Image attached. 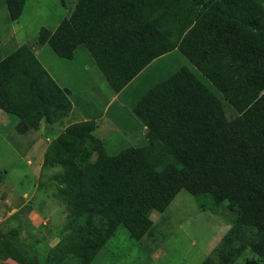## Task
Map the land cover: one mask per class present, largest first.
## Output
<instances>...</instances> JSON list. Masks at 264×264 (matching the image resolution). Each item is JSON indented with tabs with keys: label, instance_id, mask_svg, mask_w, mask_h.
Returning <instances> with one entry per match:
<instances>
[{
	"label": "trees",
	"instance_id": "trees-1",
	"mask_svg": "<svg viewBox=\"0 0 264 264\" xmlns=\"http://www.w3.org/2000/svg\"><path fill=\"white\" fill-rule=\"evenodd\" d=\"M10 3L8 17L16 20L22 0ZM36 41L61 60L82 46L113 93L130 88V112L145 128L142 146L112 156L89 121L68 125L48 144L41 167L59 168L52 182L68 212L69 232L55 246L63 242L60 259L68 254V264H86L96 233L108 238L123 228L140 239L180 190L208 195L230 225L202 264L225 254L219 264H230L245 248L264 257L261 0H77L53 31L40 28ZM174 50L208 84L180 67L139 90L150 74L140 77L143 70ZM70 108L27 46L0 60L6 115L35 127L40 119L58 122ZM171 163L176 171L163 174ZM15 260L34 264L17 251Z\"/></svg>",
	"mask_w": 264,
	"mask_h": 264
},
{
	"label": "rangeland",
	"instance_id": "rangeland-1",
	"mask_svg": "<svg viewBox=\"0 0 264 264\" xmlns=\"http://www.w3.org/2000/svg\"><path fill=\"white\" fill-rule=\"evenodd\" d=\"M9 1L0 0V60L24 44L40 65L50 71L58 85L63 86L58 87L74 108L73 114L69 116L70 108L58 122L48 124L40 119L35 127L29 123L20 124L0 109V264H17L16 251L34 264H58L60 261V264H68V254L62 259L58 256L63 242L59 249L55 248L69 232L67 209L56 198L52 182V175L59 168L41 167L48 144L75 121H89L93 128L91 135L102 143L104 153L112 156L124 148L142 146L145 128L140 132H122L129 117L137 121L130 112V98L126 97L130 88L104 108V101L112 92L82 46L74 50L70 60H61L47 45L37 43L38 30L53 31L70 15L77 0H63L62 3L59 0H22L16 20L9 19L6 5L12 7L11 1L17 5L21 0ZM261 1L264 8V0ZM180 67L195 72L208 84L174 50L156 58L143 70L140 77L150 74L139 84V90L148 89L151 81H158ZM138 82L133 81L131 86ZM16 125L20 126L19 131ZM175 171L171 163L162 173L172 175ZM151 220L150 230L138 240L130 238L123 228H117L108 238L93 233L97 237V248L86 264H202L230 226L208 195L192 197L184 190ZM225 257L228 254L220 257V261ZM220 261L211 259L208 264ZM230 264H264V257L245 248Z\"/></svg>",
	"mask_w": 264,
	"mask_h": 264
},
{
	"label": "crops",
	"instance_id": "crops-1",
	"mask_svg": "<svg viewBox=\"0 0 264 264\" xmlns=\"http://www.w3.org/2000/svg\"><path fill=\"white\" fill-rule=\"evenodd\" d=\"M43 67V66H42ZM43 69L47 72V74L53 79V81L57 84V86H59V87H63V86H60V85H58V83L56 82V80H55V78H53V76H52V74L50 73V71L48 72L44 67H43ZM112 92V91H111ZM112 96V97H111ZM117 97H119V94H116L115 95V93H111V95L110 96H108V98L104 101V108H106V107H108L109 106V104L111 103V102H113L114 100H116L117 99ZM115 102V101H114ZM113 102V103H114ZM112 103V104H113ZM112 104L110 105V106H112ZM103 107H102V110L104 111V109H103ZM71 108H72V110L70 111V113H69V116L71 115V114H73V106H71ZM84 121V120H83ZM76 122V121H75ZM74 122V123H75ZM80 122V121H79ZM122 129V132H124V133H130V132H132V131H135V132H140L142 129L144 130V127L138 122V121H135L134 119H132L131 117H129V120H128V122H125V124L123 125V127L121 128ZM142 134V133H141Z\"/></svg>",
	"mask_w": 264,
	"mask_h": 264
}]
</instances>
